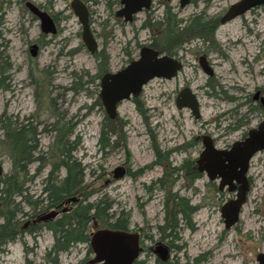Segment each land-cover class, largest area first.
I'll list each match as a JSON object with an SVG mask.
<instances>
[{"label":"rangeland","instance_id":"obj_1","mask_svg":"<svg viewBox=\"0 0 264 264\" xmlns=\"http://www.w3.org/2000/svg\"><path fill=\"white\" fill-rule=\"evenodd\" d=\"M26 1L53 16L57 27L53 35L40 32L38 20L24 6ZM69 1L0 0V124L8 120L25 125L29 130L26 138L32 133L35 140L33 158L41 156V160L31 161L22 172L25 198L40 201L39 205L45 207L44 185L58 183L65 174L60 166L48 175L51 162L64 159L56 139L62 143L66 140L69 146L64 144L63 150L69 148L70 160L83 168L82 190L71 196L77 201L69 203L68 210L104 196L111 202L109 213L113 217L122 211L127 215L128 230L142 228L150 236L143 237L144 245L152 246L156 241L169 245L170 260L177 264H256L255 254L264 253V158L253 170L254 184L237 222L227 229L223 227L219 207L230 194L217 191L215 181L209 182L203 174L191 186H185L194 173L192 170L188 180H174L171 173V167H177L183 158L196 157L199 144L187 148V154L167 158L170 170L161 189L154 186L147 192L141 184H149L161 175V155L172 141L177 144L207 134L218 139L216 146L220 148L264 118V112L259 110L242 119L247 108L245 98L257 88L264 90V6L224 23L217 20L210 31L207 29L212 26L211 20L237 0H190L183 7L178 6L177 0H152V9L137 13L131 22L114 16L119 0H81L88 8V22L98 45V50L90 54L81 43L80 24ZM173 18L182 33L167 41L170 34L164 29L168 20L173 23ZM187 26L197 28L182 31ZM31 43L37 45L34 57L28 52ZM170 45H174L170 55L180 58L182 67L173 78H152L143 85L138 99L143 115L130 98L118 103L116 116L108 118L97 98L101 74L114 72L136 58L141 46L167 54ZM97 52L106 59L97 56ZM201 54L213 66L211 77L197 64L196 58ZM183 86L196 96L198 119L188 109L175 107V95ZM235 107L237 113L232 115L231 109ZM235 117L240 118L241 126L227 136L224 130ZM4 136L0 125V179L12 169V151ZM152 145L160 152V164L144 170L135 179L127 175L112 179L111 171L117 165L123 164L132 171L154 160ZM177 196L199 205L190 216L192 229L176 215V236L158 238L156 225H171L170 209ZM13 200L21 208V212L15 213L17 232L13 240L0 243V264H51L46 251L53 236L44 225L47 221L33 224L32 232L29 228L21 229L23 222L35 218V212L32 205L20 201L18 196H13ZM1 220L0 217V223ZM95 226L107 227L97 223ZM93 229L92 223L88 224L87 233ZM91 257L87 244L75 241L66 251L59 252L55 264H87ZM155 259L149 250L142 251L137 260L156 264Z\"/></svg>","mask_w":264,"mask_h":264},{"label":"water","instance_id":"obj_2","mask_svg":"<svg viewBox=\"0 0 264 264\" xmlns=\"http://www.w3.org/2000/svg\"><path fill=\"white\" fill-rule=\"evenodd\" d=\"M188 0H179L182 7ZM121 7L116 10L115 15L122 17L124 21L132 19V13L147 7V0H120ZM24 6L39 21V30L45 34H54L56 29L53 20L45 11L38 9L29 1ZM264 6V0H237L230 3L219 23H224L244 14L255 7ZM69 7L80 24V40L85 50L93 54L97 50V42L89 29L88 13L85 5L80 0H70ZM37 45L31 43L28 47L30 56L36 55ZM199 65L206 75L212 73L206 65L205 56L198 57ZM180 62L171 55L161 54L157 50L141 46L138 56L128 61L123 67L114 72L103 73L98 80L97 98L108 118L116 116V107L122 100L136 97L143 85L152 78L170 79L176 75L180 68ZM177 109L187 108L194 118H198L199 104L189 88H182L176 99ZM264 150V121L257 128L249 130L247 136L241 141H235L229 149H216L208 136L202 137V150L195 164L196 169L203 172L207 179H219V189L227 185L228 190L235 189L234 198L225 202L220 208V216L225 228L233 225L238 218L240 207L244 203L247 191L245 172L247 163L253 153ZM112 178L118 179L124 174L121 166L112 169ZM2 167L0 164V175ZM233 181V183H232ZM234 185H237L236 187ZM75 197H67L64 203L75 202ZM62 211H66L63 208ZM56 215L54 210L37 216V220L51 219ZM94 229L88 234V248L92 257L87 264H134L139 256L138 235L135 232L113 229L108 227ZM156 256L160 260L166 258V248L162 244L155 247ZM257 264H264V253L256 256Z\"/></svg>","mask_w":264,"mask_h":264},{"label":"trees","instance_id":"obj_3","mask_svg":"<svg viewBox=\"0 0 264 264\" xmlns=\"http://www.w3.org/2000/svg\"><path fill=\"white\" fill-rule=\"evenodd\" d=\"M171 20L173 21V23L171 24L168 20L164 29L165 33L167 31V33L170 34L168 36L167 41H171L174 38L177 39L182 33L181 30L178 31V29L176 28L178 22H175L176 20L174 18ZM211 23L212 26L208 25L207 30L211 31L212 29H214V26L217 24V20H211ZM169 28L171 30V33H169ZM188 28L197 27L187 26L186 28L182 29V31L187 30ZM167 41L165 42L167 43ZM174 45L177 44L174 43ZM173 46L170 45V48H167V54L171 53L170 49H172ZM96 55L100 58L102 57L101 52H97ZM101 59L104 60L106 58ZM99 71H101V69H98V72ZM97 76L98 73L96 77ZM133 101L135 103V107L138 113L143 115L144 110L141 104L138 102L137 99H133ZM0 125H2L5 131V140L9 141L10 148L12 151V169L9 174L2 176V178L0 179V217L2 218L0 223V243H3L6 241L13 240L17 232V220H15V213L21 212V208L19 207V204H17V202L14 203L13 196L16 195V197L18 196L20 198V201L25 202L27 205H32L31 207L33 208V210L40 206L39 204L42 205L40 201L33 200L32 202H30L28 199L25 198L26 189L24 187V180L22 178V172L25 170L26 165L33 160H41V156L33 158L32 152L36 148L34 144L35 140H33L32 133L29 134L28 138H26L27 131L29 130L25 129V125L18 126L15 122H10L8 120L6 124ZM62 136H64L65 138V135ZM101 140L102 139L100 137L99 141L101 142ZM56 141V145L62 147L61 149H59V152L64 155V159L58 158L57 161L51 162L52 168L50 173L48 172V175L51 176L55 169H59L60 166L63 167L65 174L58 183H50L49 185H44L43 191L45 193V205H47L48 207L51 205H58V203L63 198L76 195L82 190L81 184L83 168L80 166L79 163H75L70 160L69 148H67V150H63V148L65 147L64 144L67 147L69 146L67 141L64 140V143H62L58 139H56ZM154 150L155 152H157L156 148H154ZM185 167L188 171L189 167L187 165H185ZM38 170L39 167L37 168V171ZM194 174L198 175L196 172H194L193 175ZM167 204L168 203L166 197V207ZM177 207L178 199L177 201L173 202L172 208L170 209V221L175 220V216L177 214ZM10 208H12L11 212H9ZM110 208L111 202L107 201V199L103 196L94 200L91 203L87 202L84 204H78L72 211H70V209L68 210L67 208L66 212L62 211L58 217H56L55 219L52 218L47 221L44 225H46V227L52 231L53 236L52 245L46 251L47 261L51 264H55L59 252L66 251L68 246L74 243L75 241L87 244V227L90 223L96 222L100 226H107L113 229H127V215L124 212L120 211L116 217H113V213H109ZM182 211V215L185 218L184 220L186 224L189 225L187 221L188 212L184 209H182ZM34 227L35 226H30L28 231L32 232L34 230ZM50 255H52L51 258H49ZM25 264L31 263L29 261H26ZM78 264H84V262L81 261ZM136 264H142V262L138 260L136 261ZM168 264H177V262H169Z\"/></svg>","mask_w":264,"mask_h":264},{"label":"flooded vegetation","instance_id":"obj_4","mask_svg":"<svg viewBox=\"0 0 264 264\" xmlns=\"http://www.w3.org/2000/svg\"><path fill=\"white\" fill-rule=\"evenodd\" d=\"M81 1V0H80ZM162 1H169V0H162ZM70 2V1H69ZM82 2V1H81ZM190 2V0H188V2H187V4ZM83 3V2H82ZM33 4V3H32ZM84 4V3H83ZM177 4H178V6L179 7H181L180 5H179V0H177ZM187 4H185V5H187ZM35 5V4H34ZM85 5V4H84ZM119 8L121 7V3H120V0H119ZM152 0H147V7H141L140 8V10H138L137 12H135V13H132V19L130 20V21H124L123 20V18L122 17H118V16H116L115 15V12H114V16L115 17H117V18H121L122 19V21L123 22H131V21H133V19H134V17L136 16V14L137 13H139V12H142V11H145V10H149V9H152ZM184 5V6H185ZM38 9H40L41 10V8H39L37 5H35ZM85 7H86V5H85ZM183 7V6H182ZM118 8V9H119ZM256 8V7H255ZM226 9V8H225ZM225 9H224V11H225ZM254 9V8H253ZM86 10H87V13H88V16H89V12H88V8L86 7ZM117 10V9H116ZM72 11V10H71ZM224 11L222 12V14L224 13ZM222 14L216 19H214V20H218V22H219V19H220V17L222 16ZM33 15V14H32ZM50 17H51V19L53 20V22H54V25H55V29L57 30V27H56V24H55V21H54V18H53V16H51L50 14H48ZM34 16V15H33ZM35 17V16H34ZM36 18V17H35ZM37 19V18H36ZM38 20V19H37ZM39 22V21H38ZM88 25H89V22H88ZM89 29H90V25H89ZM90 31H91V29H90ZM56 32V31H55ZM51 35V34H50ZM53 35V34H52ZM94 36V35H93ZM95 38V37H94ZM96 40V39H95ZM147 47H149V46H147ZM151 48V47H150ZM140 49V48H139ZM154 49V48H153ZM97 50H98V47H97ZM96 50V51H97ZM95 51V52H96ZM94 52V53H95ZM139 52V51H138ZM167 55H170V54H167ZM201 55H204V54H201ZM171 56H173V55H171ZM200 55H198L197 56V58H196V60H197V64H198V66L200 67V65H199V61H198V57H199ZM174 57V56H173ZM174 58H176V57H174ZM179 62H180V68H179V70L181 69V67H182V62H181V59L180 58H176ZM205 61H206V65L211 69V71H212V73L210 74V75H206L205 73H204V71L201 69V67H200V69L202 70V72L207 76V77H211V76H213V69H212V65H211V63L206 59V57H205ZM264 65V64H263ZM179 70H178V72H179ZM177 72V73H178ZM176 73V74H177ZM102 75V74H101ZM176 76V75H175ZM174 76V77H175ZM100 78V77H99ZM173 78V77H172ZM99 80V79H98ZM184 87H186V86H183L182 88H184ZM182 88H180L178 91H177V93H176V95H175V98H174V104H175V99H176V97H177V95H178V93H179V91L182 89ZM188 88V87H187ZM142 90V89H141ZM190 90V89H189ZM140 93H141V91H140ZM140 93L136 96V97H132V99H139V95H140ZM192 93V92H191ZM192 94H194V93H192ZM195 96V95H194ZM195 98H196V96H195ZM229 99L231 100L232 99V97H229ZM245 102L247 103V108L245 109V113H243L242 115V119H245L244 117H249V115L250 116H252L251 115V113L252 112H258L259 110H262L263 112H264V90L263 89H259V88H257L253 93H251V95L249 96V97H247V98H245ZM252 103H254V105L255 106H253L252 105ZM176 107V106H175ZM177 109V108H176ZM182 109V108H181ZM187 109V108H186ZM179 110V109H178ZM190 112V111H189ZM231 112H232V115H235L236 113H237V111H236V107L235 108H233V109H231ZM248 115V116H247ZM193 117V116H192ZM194 118V117H193ZM199 118V117H198ZM198 118H194V119H198ZM241 120H240V118H238V117H235V119L233 120V122L232 123H230V124H228L227 125V127L225 128V130H224V132H225V134H227V136H229V132H232L233 130H236V128H238L239 126H241V122H240ZM262 121H264V118L263 117H261V119H259V120H257L256 122H255V124L252 126H250V127H248L247 129H245L244 131H242L238 136H236V138H233V139H231V140H229L223 147H220V148H218L217 146H216V141L218 140L217 138H213V137H211V136H208L207 134H203V135H195L194 137H192L191 139H189V140H187L186 142H184V141H181V142H179V143H174V141H172V145H170V146H167L168 148H166V149H164V151H163V154L161 155V158H164V163L162 164V167L164 168L163 169V171H162V173H161V175L160 176H158L157 178H155V180H153V181H150V183L149 184H141L142 185V188L144 189V190H146L147 192H149L154 186L156 187V188H159L160 187V189L162 188V186L164 185V183H165V181H163L165 178H166V176H167V171H169L170 170V167L168 166V161H167V158L168 157H170L171 155H176V154H178V153H184V154H187V148H189V147H191L192 146V148H194L196 145H200V149H199V151L197 152V155H196V157L193 159V158H189L188 156L186 157V158H183L182 159V161L180 162V164L177 166V167H175V166H173V167H171V173H172V176H174V180L177 178H180V177H183V178H186L185 180H188V174H189V172L192 170L193 172H196L198 175H193V173L191 174L192 176L190 177V179L188 180L189 182H186V185L185 186H191V184L194 182V180L195 179H197L199 176H201V174H203L204 175V173L203 172H200V171H198L197 169H196V164H195V161H196V159H197V157H198V155H199V153L201 152V150H202V137L203 136H208L209 138H210V140H211V143L213 144V146L216 148V149H220V150H222V149H224V150H227V149H229L230 148V146L235 142V141H241V140H243L246 136H247V133H248V131L249 130H252V129H255V128H257V126L260 124V122H262ZM166 144H169V140H166ZM152 147H154V148H156V150H157V152H155L154 154H155V158H154V160H152L150 163H148V164H146V165H143V166H141V167H139V168H136V169H134V170H130L128 167H126L125 165H117V166H121L123 169H124V174L122 175V177L123 176H125V175H127V176H129V177H131V178H133V179H135V178H137L139 175H141L143 172H144V170H146V169H149V168H151L153 165H158V164H160L159 162H160V160H158V158H159V155H156V154H158V153H160L159 152V150L157 149V147L155 146V145H152ZM155 151V150H154ZM261 152H263V156H261L260 154H261ZM153 154V155H154ZM262 158H264V150H259V151H256L255 153H253L252 154V156L249 158V160H248V163H247V169H246V172H245V179H246V182H247V191H246V193H245V198H244V203L243 204H245V202H246V197H247V195L249 194V192H250V190L252 189V187H253V184H254V180H255V171H253L254 170V168H256V166L259 164V162H260V160H262ZM154 161V162H153ZM162 163V162H161ZM1 164V163H0ZM185 165H187L188 167H189V170L187 171L186 170V167H185ZM2 174V173H1ZM111 176H112V172H111ZM205 176V175H204ZM206 177V176H205ZM119 178H121V177H119ZM118 178V179H119ZM113 179V178H112ZM207 179V178H206ZM115 180H117V179H115ZM209 182H214V187H215V189L217 190V191H226L227 193H229L230 194V197H228L227 199H226V201H224L221 205H220V207H219V215H220V208H221V206L225 203V202H227L228 200H230V199H232V198H234V196H235V189L234 190H228L227 189V185H224L221 189H219V179L218 178H214V179H207ZM232 183H233V181H232ZM235 187L237 186V185H234ZM67 198V197H66ZM66 198H63L59 203H58V205H51V206H46L45 205V207H41V205L39 206V207H37L35 210H34V212H35V214H33V216L35 217V218H32V219H30V220H26L25 222H23L22 223V225H20V228L21 229H26V228H29L30 226H32L33 224H38V221L39 220H37L36 218H37V216H39V215H41V214H43V213H48V212H50V211H52V210H54L55 212H56V215L53 217V218H55V217H57V215H59L61 212H62V209L63 208H66V211H67V208H68V204L69 203H71V202H69V203H67V204H65L64 203V200L66 199ZM147 199H149V196L147 197ZM177 199H178V207H177V216L179 217L178 219H180L181 221H182V223L187 227L188 226V228L189 229H192V224H191V222H190V216H191V214L193 213V212H195L196 211V209L199 207V205H191V204H189V201H188V199L187 198H185L184 196H177ZM242 204V205H243ZM142 203L140 202L139 204H138V206H139V208H141L142 207ZM186 207V208H185ZM242 207V206H241ZM241 207H240V212H241ZM182 209H184L185 211H187L188 212V214H187V221H188V223H189V225H187L186 224V222H185V218H184V216L182 215ZM66 211H63V212H66ZM240 212H239V214H240ZM238 217H239V215H238ZM175 218H176V216H175ZM220 218H221V216H220ZM33 219H36V221L34 222V221H32ZM52 219V218H51ZM48 220H50V219H47V220H45V221H48ZM237 220H238V218H237ZM44 221V222H45ZM221 221H222V223H223V220H222V218H221ZM237 222V221H236ZM235 222V223H236ZM42 223V222H41ZM234 223V224H235ZM233 224V225H234ZM178 225V220H177V218L171 223V225L170 226H165V227H162L161 225H156V230H157V233H158V238H173V237H175L176 236V234H177V230L176 229H178V227L179 226H177ZM233 225H231V226H233ZM230 226V227H231ZM223 227H224V224H223ZM166 228H168V229H166ZM225 228V227H224ZM229 228V227H228ZM225 229H227V228H225ZM123 230V229H122ZM125 230H127V231H132V232H135V233H137V235H138V249H139V254L142 252V251H144V252H148L149 250L155 255V257H156V259H155V261H156V264H160V263H166V264H168L170 261L172 262V261H174V260H170V249H169V245H166V244H164V243H162L161 241H156V242H154V244L152 245V246H146V245H144L143 244V237H146V238H149L150 236H148V234L144 231L143 232V229L142 228H140V227H135V229H133V230H128V229H125ZM157 244H162V245H164L165 246V248H166V258L164 259V260H160L157 256H156V253H155V247H156V245ZM87 246H88V242H87ZM259 253H262V252H258V253H256L255 254V260H256V256H257V254H259ZM138 259V258H137ZM135 260V262H134V264H136V261H138V260ZM159 262V263H158ZM177 262V261H176ZM256 264H257V261H256Z\"/></svg>","mask_w":264,"mask_h":264}]
</instances>
